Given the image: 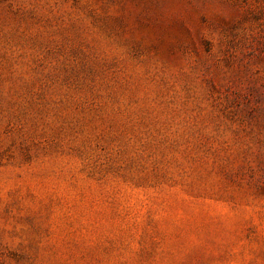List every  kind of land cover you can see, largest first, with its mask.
Segmentation results:
<instances>
[{
	"label": "rangeland",
	"instance_id": "374dc122",
	"mask_svg": "<svg viewBox=\"0 0 264 264\" xmlns=\"http://www.w3.org/2000/svg\"><path fill=\"white\" fill-rule=\"evenodd\" d=\"M0 264H264V0H0Z\"/></svg>",
	"mask_w": 264,
	"mask_h": 264
}]
</instances>
